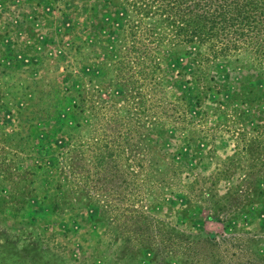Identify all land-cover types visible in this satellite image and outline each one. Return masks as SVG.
Listing matches in <instances>:
<instances>
[{
	"label": "rangeland",
	"instance_id": "374dc122",
	"mask_svg": "<svg viewBox=\"0 0 264 264\" xmlns=\"http://www.w3.org/2000/svg\"><path fill=\"white\" fill-rule=\"evenodd\" d=\"M118 2L0 0V264H264L248 72L121 58Z\"/></svg>",
	"mask_w": 264,
	"mask_h": 264
},
{
	"label": "trees",
	"instance_id": "16d2710c",
	"mask_svg": "<svg viewBox=\"0 0 264 264\" xmlns=\"http://www.w3.org/2000/svg\"><path fill=\"white\" fill-rule=\"evenodd\" d=\"M118 1L132 17L123 22L118 32L117 42L122 41L121 58L131 57L133 63L151 72L160 67L159 53L174 61L184 60L197 69L203 65L242 69L248 75L241 83L239 96L243 93L249 96L237 97L238 100L264 103V0ZM187 87L182 90L178 86L180 97L197 103L198 97L190 95ZM259 135L251 137L245 146L250 149L255 143L257 147L263 141ZM254 163L263 167L257 160ZM258 180H262L261 175L251 178L248 187L253 194L263 197L262 189L256 185ZM58 204L51 201L49 206L56 209Z\"/></svg>",
	"mask_w": 264,
	"mask_h": 264
}]
</instances>
